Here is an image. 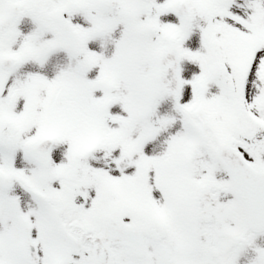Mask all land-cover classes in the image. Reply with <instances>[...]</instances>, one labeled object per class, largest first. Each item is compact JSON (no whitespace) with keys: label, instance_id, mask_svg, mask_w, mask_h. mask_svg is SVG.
<instances>
[{"label":"snow or ice","instance_id":"6c2138e0","mask_svg":"<svg viewBox=\"0 0 264 264\" xmlns=\"http://www.w3.org/2000/svg\"><path fill=\"white\" fill-rule=\"evenodd\" d=\"M0 264H264V0H0Z\"/></svg>","mask_w":264,"mask_h":264}]
</instances>
